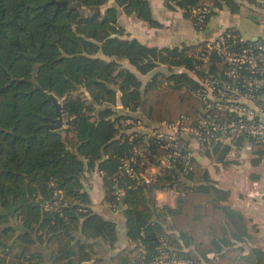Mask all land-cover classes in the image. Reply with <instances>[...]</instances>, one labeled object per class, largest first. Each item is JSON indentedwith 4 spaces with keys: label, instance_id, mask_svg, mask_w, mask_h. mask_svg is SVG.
<instances>
[{
    "label": "trees",
    "instance_id": "1",
    "mask_svg": "<svg viewBox=\"0 0 264 264\" xmlns=\"http://www.w3.org/2000/svg\"><path fill=\"white\" fill-rule=\"evenodd\" d=\"M57 1L0 0V264H37L25 245L33 240L62 243L56 264L91 259L97 241L80 233L113 244L116 223L91 207L85 183L95 171L102 175L104 197L123 205L131 242L142 241L154 252L163 233L186 257L253 264L261 249L234 262L236 212L219 202L224 190L203 163L195 161L189 174L193 184L181 186L185 193L175 206L157 204L152 187H128L119 173L131 145L120 136L119 120L140 108L153 121L173 119L181 111L195 113L199 100L193 91L199 81L176 68L203 76L223 62L215 55L208 61L196 58L188 50L198 45L150 46L129 36L120 24L122 11L151 26L160 24L150 0ZM167 1L193 21L192 7L209 2L205 28L218 9L235 13L242 4L257 6L256 0ZM124 58L142 73L160 63L167 70L155 71L143 85L122 63ZM165 80L168 85L162 86ZM54 98L63 113V125L57 128L46 125L58 117ZM230 148L216 144L207 155L224 161ZM117 187H124L119 199ZM211 250L217 251L216 258L206 257ZM139 261L135 256L134 263ZM92 264H101V258Z\"/></svg>",
    "mask_w": 264,
    "mask_h": 264
},
{
    "label": "built area",
    "instance_id": "2",
    "mask_svg": "<svg viewBox=\"0 0 264 264\" xmlns=\"http://www.w3.org/2000/svg\"><path fill=\"white\" fill-rule=\"evenodd\" d=\"M256 1L252 7L263 11L264 0ZM211 10L209 2L192 7L199 29H205ZM191 54L201 61L215 55L223 62L215 71L206 69L203 76L189 70L199 81L193 91L199 100L195 113L182 111L173 119L153 121L137 109L119 120L122 140L131 143L121 158L119 173L127 178L128 187H152L157 197L166 196L165 202L184 194L183 184H193L189 174L195 161L214 145H229L227 155H234L240 139L264 145V34L247 38L236 26H227L214 39L199 43ZM123 192L124 187L116 188L118 199ZM131 246L139 264H212L179 254L163 233L158 235L154 252L142 241ZM217 256L216 252L212 258Z\"/></svg>",
    "mask_w": 264,
    "mask_h": 264
},
{
    "label": "crops",
    "instance_id": "3",
    "mask_svg": "<svg viewBox=\"0 0 264 264\" xmlns=\"http://www.w3.org/2000/svg\"><path fill=\"white\" fill-rule=\"evenodd\" d=\"M150 1L153 15L160 22L159 25L151 26L148 22L139 19L136 14H127L124 11L121 12L119 18L120 24L129 36L137 37L150 46H191L190 48H192L193 45L214 39L227 26H236L241 31L242 27L246 28L250 23L251 27L257 25L256 28H253L255 31L247 28L248 31L245 33L241 31L244 36L250 38L264 34V19L262 22L254 21L250 16L242 15L240 10L232 13L227 7L218 9L210 15L206 28L201 30L196 27L190 16L185 14L184 9L171 7L167 0ZM261 12L264 14V10ZM242 16L246 20L242 21L244 26L241 27L235 20ZM122 63L139 75L143 85L151 79L155 71L164 70L162 66H167L165 63H160L154 69L142 73L127 58L122 59ZM185 71L189 72V69ZM189 73L194 76L193 72ZM168 82V80L163 81L162 86L168 85ZM235 148L234 154L239 156L238 159H235L237 161L234 160L235 162L227 159L215 161L208 155L201 158L200 162L208 169L215 184L224 190L221 192L219 202L231 207L236 212L238 229L233 236L232 247L235 250L231 253L234 262L254 252L255 249H261L259 254L256 253L257 255L253 258V264H264V145L253 143L249 139H240L236 142ZM213 161L220 166H213ZM232 163L239 164L237 167H233V172L228 175L225 173L224 167L230 166ZM85 183L92 198L91 207L104 217L115 221L118 239L111 244L102 238H86L80 233L79 236L86 240L97 241L91 259L83 261L82 264H92L97 257L101 258V264H124L122 260H126L128 264H135L132 242L127 236L123 205L113 207L108 203L109 199L104 197L103 179L100 172L95 171L90 174ZM166 199L163 193L158 197L155 195L156 203L159 205H177L178 198L165 202ZM209 236V233L204 232L203 238L208 239ZM25 245L31 261L37 264H56L58 250L62 247V243L55 238L43 242L33 240ZM193 245L190 246L193 247ZM216 252L211 250L207 252L206 257L212 258Z\"/></svg>",
    "mask_w": 264,
    "mask_h": 264
},
{
    "label": "rangeland",
    "instance_id": "4",
    "mask_svg": "<svg viewBox=\"0 0 264 264\" xmlns=\"http://www.w3.org/2000/svg\"><path fill=\"white\" fill-rule=\"evenodd\" d=\"M240 13L242 14V15H245V16H250L254 21H263V19H264V14H262V12L260 11V10H258V9H256L255 7H252V6H249V5H247V4H242L241 6H240ZM244 18V19H243ZM241 19V20H240ZM245 20H246V18L245 17H238V19H236L235 21H237V24L238 25H240L241 27L242 26H244V24H243V22L242 21H244L245 22ZM255 25V24H254ZM252 25H251V23L248 25V27H246V28H244V27H242L241 28V31L243 32V33H245V31H248L247 30V28H249V30H251V31H255L253 28H256V26L257 25H255V27L253 26V27H251ZM162 67H164V70H167L166 68H167V66H162ZM176 69H178V68H176ZM182 112V111H181ZM180 113V112H179ZM178 113V114H179ZM227 156V155H226ZM226 156H225V159H227V160H229V161H231V162H235V161H237V160H235V159H238L239 158V156L237 155V154H232V155H228L227 156V158H226ZM214 160V159H213ZM235 160V161H234ZM228 161V162H229ZM210 162H211V160H210ZM230 163V162H229ZM243 163V162H242ZM237 164H239V163H232V165H230V166H227V167H224V170H225V173L226 174H230L231 172H233V167H237ZM212 165L213 166H215V167H219L220 166V164H217V162H215V161H213L212 162ZM263 165H264V161H263ZM225 166V165H224Z\"/></svg>",
    "mask_w": 264,
    "mask_h": 264
},
{
    "label": "water",
    "instance_id": "5",
    "mask_svg": "<svg viewBox=\"0 0 264 264\" xmlns=\"http://www.w3.org/2000/svg\"><path fill=\"white\" fill-rule=\"evenodd\" d=\"M58 5H66L67 1H63V0H58L57 1ZM55 103L57 105V112H58V117L56 118V122H51V123H47V126L53 127V128H57V127H61L63 125V113H62V109H61V104L60 102L54 98ZM118 103L121 104V93H118Z\"/></svg>",
    "mask_w": 264,
    "mask_h": 264
}]
</instances>
